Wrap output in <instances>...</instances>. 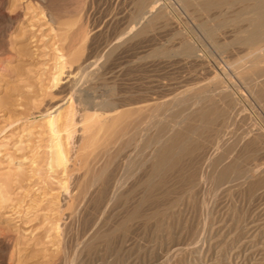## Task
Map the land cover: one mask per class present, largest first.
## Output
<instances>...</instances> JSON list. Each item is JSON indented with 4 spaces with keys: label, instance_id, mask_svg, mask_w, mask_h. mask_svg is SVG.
<instances>
[{
    "label": "rangeland",
    "instance_id": "1",
    "mask_svg": "<svg viewBox=\"0 0 264 264\" xmlns=\"http://www.w3.org/2000/svg\"><path fill=\"white\" fill-rule=\"evenodd\" d=\"M22 1L24 2L22 3ZM30 1L31 3L29 4L32 6V9H30L29 11L24 10L22 6L24 5L26 6L27 3ZM30 1L29 0L28 1L27 0H21V1L20 0H11V1L10 0H0V3H1L0 4V8H1L0 9L1 10L0 11V38L3 37L2 39H0V67H1L0 69V104H1L0 105V125H1L0 126L1 127L0 128V175L1 174L3 175V173L8 170L10 171L11 175L13 172V175L11 178L12 184L10 183V187L8 188L9 190L7 189L4 192L5 198L2 196L1 191H0V199H1L0 200V214H3V216L0 215V228L2 227L0 230V235H1L0 243L2 242L0 245V258H1L0 264H4V263L5 264H55V263L56 264H264V191H263L264 186L259 187V183L256 184L257 180L258 182L264 180V174L262 175L260 179H256V180L255 179L251 180L250 178L246 179L247 177H244L246 174L245 170H248L249 168H253L255 165H258L260 163H264V155H263L264 154V148H263L264 147L263 145L264 144V140H263L264 139V107H263L264 106V86H263L264 76H261L259 74L260 71H262L260 70L261 68L259 67L258 68L253 67V69L249 73L244 75L245 77L243 75L238 74V70L241 69V68H238L240 66V63H238V59L244 56V54L247 51V46L244 44L245 35L239 33V29L243 27L244 25H247L245 24L247 23V21L244 20L240 22L239 24H237V26L228 27L226 29H223L222 31H220L221 26H219L221 24V21H223V19L225 18L227 19L231 15V12L233 13L239 12L241 10V6H237L233 9H228V10L227 8H212L211 7L208 10L207 4L208 3L212 4L215 0L214 1L213 0L211 1L210 0H152V1L148 0L147 3H145L146 0H78V1L77 0L76 1L66 0V2L65 0H56V3L55 2L53 3V0H50V1L49 0H41V1L30 0ZM139 1H140V4H139ZM17 2H19L20 4ZM75 2H76V5L74 4ZM68 3L71 5H75L76 8L74 6L69 5ZM49 4L51 5V7H49ZM17 5L19 6V8L17 7ZM35 5L36 6L38 5V7H36ZM67 5H69V8ZM71 7H74V9L78 13ZM80 7L82 9H80ZM138 7H140V9ZM143 7H147V8L154 7L153 16L147 14L146 16L142 18L141 9H143ZM77 8L79 9L77 10ZM34 10H37V12ZM83 10L84 12H82ZM53 11H55L56 13ZM60 11H63V12L60 13ZM2 12L5 14H3ZM75 13H76V16H75ZM38 14L39 15L43 14L41 18L40 16L38 18L40 19L39 21H41L40 23L39 21H37L38 19H36L38 17L37 16ZM67 14L68 16H66ZM15 15L17 17H15ZM22 16L24 18L26 17L27 18L24 19ZM60 16H62V18ZM54 17L61 18L60 21L62 20L63 21V22L61 21L62 23H64L65 21L66 24H68L71 21L69 23L70 25H68L69 34H73L77 30L79 31L81 30V33H82L81 37L75 41V43L73 44V47L71 48L72 50H70L69 53L65 49V43L58 40L59 39L58 36L60 35V32L58 30L59 24L57 23V20H55ZM217 17H220V18H217ZM11 18L13 20H11ZM45 18H46V21L44 20ZM48 19L50 21H48ZM216 21L217 23L218 22L219 23L217 24ZM31 22L34 24H37L34 29H30L31 28V27L29 28L30 25H27ZM20 23L22 24L20 25ZM45 24L47 26H45ZM77 24L79 25L82 24V26L84 25L85 27L80 26L82 27L81 29L79 25ZM213 24L215 27L213 26ZM24 26L26 27L24 28ZM77 27H79V29ZM18 28H20L22 32H20V29ZM28 28H29L30 34L27 32ZM55 28H57V31ZM48 29L50 30L52 29L53 31L51 30L52 31L51 32ZM262 29H263L262 27H258L256 29V32H259ZM41 31H42V34H41ZM45 31L47 32L48 35L45 34L44 36V33H46ZM20 33L22 34L20 35ZM51 33L53 34L56 33L54 35L55 36L57 35V37H55ZM86 33H87V36L86 38H84ZM222 33L224 34L222 35ZM18 35L20 36L19 39L17 37ZM33 35L34 36L36 35L35 38ZM90 38L91 40H89L90 41L89 43L88 39ZM38 39H41V40H38ZM50 43H53L54 45L58 44V47L56 45L54 46L53 44H52L53 46L52 47ZM83 45H85L86 47L85 48L82 47ZM23 48H25V50ZM41 48L42 50H40ZM56 49L59 51H56ZM60 50H63L62 52L64 54L67 52L68 55H72L71 65L75 69L72 66H70V64L66 63L63 69L64 71V76H62L63 80L61 82L62 84L64 83L63 84L64 86L66 85L67 89L65 88L64 90L63 89L64 86L60 82L58 86H60V88L63 87L62 90L58 86L51 87L49 90L51 91L49 93L52 94L53 100L55 101L50 100L51 98V97L49 98L50 94L48 97L45 98L46 100H44L43 96H41L40 94L43 95L44 93L42 92L44 90H47V88L51 86V83L49 84V81H50L49 79H50L51 73H53V68L56 66V63H57L56 57L60 53ZM76 52H78L77 55L74 54ZM87 56L91 58L92 60H90ZM50 57L52 59H55V62L54 60L52 61ZM83 58L88 59L85 65L87 66L86 71L88 73V76H87L88 79L86 78V79L81 80L80 77L82 75L83 68L82 69L76 68V64L77 62L80 63L79 61H81ZM72 63H75V64H72ZM94 63H96L97 65ZM38 66H41V67H38ZM50 66H51V69L49 68ZM15 67L17 69H15ZM89 68H91L90 71H89ZM34 70L36 71V73ZM70 72L71 74L68 75ZM27 73H28V76L26 75ZM32 73L35 75H33ZM42 75L45 77H42ZM47 75L48 76L50 75V76L47 77ZM42 78L43 79L45 78V79L43 80ZM33 80H34V84H33L34 87L33 85H31L33 83ZM39 80L42 82L41 83L38 82ZM216 82L221 83L222 87L220 89L213 88ZM42 83L44 86H41ZM46 83L48 84V86L46 85ZM46 86L47 88H45ZM78 87H79V90H78ZM203 87H204V90L206 87V91L203 90ZM35 88L37 91L35 90ZM24 89H26L27 91ZM33 91H36L35 96H34ZM61 91H64L63 92L64 95L67 94L68 91L70 93L68 92L69 94H67V96L65 95L66 97L63 96V98H65L63 99L61 98L62 97L61 94H63L61 93ZM72 92L73 94L71 95ZM54 93H56V96ZM76 93H79V94H76ZM73 96L75 97V99L72 98ZM55 97H57L58 100ZM70 98L74 100L72 106L75 107V109L73 110H72L73 107L69 108V106L71 105ZM81 98L85 102L83 101L81 102ZM62 99L65 100L64 101L65 104L63 107L64 109H62V111L66 109H70L72 111L71 112V111L66 110V112L63 111L62 114L65 116L64 113H66L67 118L69 117L68 113L69 115H71V113L74 114L73 119L75 122L71 125V127L70 126L69 127L71 128V130L75 132H74L73 138H69L68 140L65 134H64L65 136L63 135L62 137V140H65L66 138V141H62V142L65 143L64 146L66 145L65 147L68 151V155H69L68 156L69 157L68 166L69 167H67L66 171H62V168L60 167L58 168L53 165L54 168L58 170L56 172V169H53V166L52 167L49 166L51 162V158H49L50 157V150H49L50 145H48L50 144V140H49L50 136L49 134H46L47 129L45 128L46 129L45 130L43 127H41L42 126L40 124L41 121L35 120L33 122L31 118H29L28 111L32 110L34 113L43 112L49 107L47 103L49 102L55 103ZM33 100H36L37 102L40 100L39 103L41 104L42 102L43 105H40V104L38 105L35 101H34L35 103L33 102L32 104ZM66 100L68 101L66 102ZM225 100H227V102ZM28 102H30L32 105L28 104ZM147 102H154L157 107V113L152 120H149V119L144 120L145 119L144 118L142 119L143 121H141V119H137L139 117L137 116V114L135 113L132 114L131 112L130 113L128 112L126 114L128 115L130 114L129 115L130 118L128 115H126L124 119L125 122H123L122 125L125 124L126 127H128L129 129H126L125 125L122 127V125L119 124V126H116V129L118 130L117 132H115L116 130L113 132L112 131L113 129L111 130L112 133L109 132L110 130L108 131L110 134L107 131H105L108 133L107 135H109L110 140L107 139L108 137L107 135H104V132L103 134H101V139L102 138L104 139V141L101 140V143L105 142L106 139L107 141H110L109 144L107 141H106L107 143H105L106 147L107 145H109L108 147L109 150L105 151L106 148L103 147L104 149L103 151H101L102 149L99 148V150L101 149L100 152L99 150L97 151L99 154H97V152L94 151L89 155L88 157L89 159L87 158L88 155L86 153H83L80 150L81 149L80 147L83 146L84 141H85V140L82 141V138L84 137L85 139L84 135L87 134V132L84 134V130L82 129L83 127H81L83 126V120L81 121L82 124L80 122V119H83L82 115L84 113L88 112V114H92L93 112H95L93 114L96 116V113L100 112L101 113L100 118L102 120L104 119L102 118L104 114H109V113L111 114L113 112L120 111V109L122 110L125 108H130V107L132 108L135 105L144 104ZM228 102L230 104H227ZM27 105L31 106L32 109H30V107H28ZM45 106H48V107L43 108ZM17 107H20L21 109L23 107V109L21 110ZM37 107H39V109ZM224 107H226V109H224ZM25 109H26L27 114L25 113ZM206 109H214L215 111H220V112L227 111L228 112L229 117L231 119L230 120L231 123L228 124L230 125L228 128L227 126L223 127L225 130L224 132L228 131V129L230 128L228 131L229 133L227 132L228 135L226 136V138L228 137L227 138L228 142L226 143L227 144L229 143L228 145L234 146L236 151L233 148L234 150H231V151L222 150L221 152L218 150H213L214 149L212 147L213 145L211 143H208L207 141H204L202 143V137L199 131H202L204 124L201 122L202 119L200 120L199 116ZM128 110L130 109H126V111ZM32 111L30 113H33ZM98 113L97 115L99 116L100 113L99 114ZM160 113H162L163 115ZM165 113L168 115H166ZM23 114L25 115L23 116ZM231 114L234 115V117L233 116L231 117ZM244 114L247 116H245ZM63 115H62L63 119L61 120V125L64 123V126L66 125L65 127H67V124L65 123L67 118L64 119ZM77 115H79L80 117ZM238 115L240 117H238ZM25 116H27L29 119ZM159 116H164V117L160 118ZM181 116L182 118H180L181 119L180 120L179 117ZM131 117L134 118V120L136 119L134 123H133L134 120L132 121ZM126 118L128 119L127 122H126ZM244 118L246 119V122ZM78 119H79V122H78ZM137 120L138 121L140 120L141 122L140 121L139 122L141 124H139V122L136 123ZM147 120L149 121L147 122ZM27 122H29L30 124ZM143 122L148 123V125L146 124L144 125ZM149 123L153 127L152 128L150 126L151 129H153V130L149 129L150 132L148 130V128H150ZM177 123L178 125H176ZM133 124H134V127H133ZM137 124L141 126H136ZM152 124H155V125L153 126ZM221 124L225 125L220 120V121H216L215 123L209 124L210 125L209 127L210 129L217 130L219 129L217 125L221 126ZM32 125L33 126L35 125L34 127L36 130L32 127ZM73 125H78L76 126L78 129L80 125L81 128L78 130ZM72 126L75 127V129ZM142 126H143V129H142ZM213 126H215L216 128ZM246 126L247 128H249L248 130L251 129L250 130L252 131L251 136L250 134H248V136L247 135L245 136ZM257 126L258 127L260 126L259 127L260 129ZM39 127L43 129L42 130L43 133L41 132V129H39ZM136 127L137 129L139 128L142 129V131L144 130V127H145L148 133L146 130L143 131L144 133L146 131L145 133L146 135L141 130H140L141 133L137 129L133 130ZM232 127L234 131L231 129ZM32 128L34 130H32ZM185 128L187 131L185 130ZM240 128L242 129L240 130ZM64 129L63 131L65 132ZM81 129H82V132H81ZM256 129H259L260 132L257 131ZM24 130H27L28 132L31 131L32 133H30V135L26 134L27 132L25 131L26 132L25 133ZM123 130L125 131L123 132ZM136 130L138 131V133L136 132ZM131 131H135V132L133 133ZM190 131H192V135ZM193 131L195 135L193 134ZM261 131L263 132V134H261L262 133ZM254 132L255 133L259 132V133L252 134ZM80 133H83L81 134V136L83 135L82 137L80 135L78 136V134ZM124 133H128L129 136L132 135V138H130L131 136L129 137L127 136V134L125 135ZM32 134L33 136H31ZM112 134H115V135L111 136L112 138H110V135ZM19 135H20V138L23 136L22 138L23 141H20V142L23 144H25L24 142H26V145H25L26 147H24L23 144L19 142V140H22L19 138ZM43 135H46V136L44 137ZM160 135L162 136L161 138H160ZM174 135L175 137L181 136L182 138H184L185 142L186 143L189 142V144L190 143L192 144L194 141H197L194 143L200 144L201 149L199 148L196 150V152L194 151V153L193 152L190 153L192 156V159L189 153H188L189 156L187 154L180 155V156H177L180 160H178L179 162H177L176 165L175 164L172 165V162H171L168 166L167 163L170 159L169 155L171 152L166 151V149H167V146H170V144L175 140ZM240 135L242 138L240 137ZM41 136L45 139V141L49 140L48 141L49 143L47 141L45 142ZM104 136H106L107 138H104ZM135 136H137V138ZM155 136L156 137L159 136L157 138L160 141ZM197 136L198 137L200 136L201 139L198 138ZM254 137L259 139V140H256L257 145L250 144V139L252 141V138ZM129 138L131 140H129ZM246 138L247 139L249 138V139L247 140ZM260 138H262V140ZM124 139H127V140H124ZM147 139L149 140V142H147L148 141ZM240 139H241V142L239 141ZM243 139L246 141V143L244 142ZM170 140H173V141H171L170 143ZM242 140L244 143L242 142ZM235 141H236V146H235ZM44 142L46 144H44ZM71 143L76 148L79 145L78 149L79 148L80 149L79 150L77 149L76 151V148L72 147ZM201 143L206 145V147L204 145L201 146ZM29 144H30V147H29ZM244 144H247V145H244ZM138 145H140L141 147ZM153 145L155 146L153 147ZM258 145H260L259 146L260 148L258 147L259 149L257 148ZM17 146H19V148L20 146H23L22 148L24 149V152L22 148L18 149ZM44 146L47 147L46 150L48 149V153L44 149L45 148ZM178 146L184 147L182 143H180V145ZM142 147L143 149H141ZM12 149H15L14 152ZM37 149L39 152L37 151ZM136 149H137V152H136ZM145 149H146V152L144 151ZM202 149H204L205 153L204 151H202ZM83 150L84 152L87 151L85 149ZM207 150H210L211 153H209V151L207 152ZM253 150L254 152H252ZM257 150L261 152L260 153L255 152ZM19 151L22 153H20ZM4 152H8V153L6 154ZM41 152L44 154L47 153L45 154L47 156L43 154L41 155ZM76 152H79V155ZM95 152L96 154H94ZM105 152L106 154H104ZM246 152H249V154H247ZM70 154H71V157H70ZM75 154H77L78 157L80 156V158H82L81 157L82 155H85V156L87 155L85 159L87 158L86 160L88 161L85 162L84 160H82V162L84 161V163L87 164L92 160L91 161L92 163H89L90 166L88 164L85 166L84 164L85 167H82V165L80 167L79 162H81V160L80 158H78L80 161L77 160V155L75 156ZM258 154H260L261 157ZM7 155L9 159L7 158ZM199 155L202 157L200 158ZM232 155L235 157V159L234 157H232ZM256 155L259 157H257ZM74 156L76 158H73ZM105 156L107 158H110V166L106 168L105 166L109 165L108 163L109 161L107 162L108 159ZM126 156H127V159H126ZM193 156L195 158H193ZM99 157L101 158V160ZM182 157L184 158V160H182L183 159ZM197 157H199V159ZM237 157L238 159H236ZM25 158H28V159H25ZM43 158H45V160L47 161H45ZM92 158H94L95 161ZM102 158L104 160H102ZM219 158L223 159L222 167L224 168L216 167L217 165L213 164L214 163L213 160L216 161ZM239 158H241L240 163H239ZM13 159H15L16 161H14ZM37 159H39L38 160L39 162L37 161ZM157 159L161 163L156 161ZM243 159H245V161H242ZM259 159L263 162H261ZM24 160H27V161H24ZM96 160L100 162L98 163V161ZM192 160H195L196 163L195 161L194 163H192L193 162ZM224 160L225 161L227 160V161L225 162ZM228 160H231V161H228ZM70 161H72V163ZM189 161L191 162V164L188 163ZM200 161L202 164L200 163ZM41 162L43 164H40ZM45 162H47L49 165ZM152 162L153 163L156 162L155 164L159 163V166L156 168V171L158 172L154 171L155 174L154 173L151 174L152 172L151 169L153 165ZM224 162L226 163V165ZM231 162L233 163L231 164ZM241 162H243L244 165L246 164L245 165L246 167H243V164L240 165ZM7 163H9L8 167H7ZM91 164L93 165L96 164V166H93V165L91 166ZM17 165L19 166V168L22 167L21 169L23 170V173H24L22 177L24 178L22 177L20 178L18 176L16 177V174H17L16 168L18 167ZM26 165L27 167L29 166L27 169L25 167ZM46 165H48L49 167ZM161 165H162V168H160ZM213 165H215L216 168ZM233 165H237L236 169L239 168L238 169L239 171L236 169H233L234 170L233 172L230 171L232 169L229 170L231 173H233L232 175L235 177L233 180L231 179L232 175L230 174H228L229 176L227 175V173H230L229 171L224 173L225 180L221 181L222 183L220 185L217 182H215L214 179L208 177V175L213 173L214 170H217L218 168L223 170L225 169V166L232 167ZM101 166H104V168ZM166 166H167V169H166ZM207 166L209 167V169ZM241 166L243 167L242 171H240V168H242ZM40 167L44 169L43 170L44 174ZM89 167H91L92 173L96 171L93 174L97 175L98 178L100 177L99 179L97 177H94V175L90 173L91 172L90 170L89 175H92L94 177L91 180L92 176L88 175V170H87V169H90ZM92 167L94 168L96 167V169L97 167H99L101 168L103 172L101 173V170L99 168L98 169L100 171L99 170L97 171L96 169H93ZM129 167L131 168L129 169ZM172 167L174 168V170H176L177 173H175ZM193 167H195L194 170L197 171V173L195 171H194L195 173H193ZM84 168L85 169L87 168V169L85 170ZM28 169H29V172L27 171ZM35 169L37 171H35ZM103 169H105V171ZM168 169L170 172L172 171L171 174L169 173ZM180 169L182 170V172L184 170V172L185 173L187 172V173L182 174ZM1 170L3 173L1 172ZM46 170L49 171L48 174ZM70 170H72V173ZM84 170L86 171L88 177L85 174ZM59 171L62 173L64 172V173L60 174ZM125 171L127 173H125ZM163 171H167V172H163ZM173 171L175 173V176L177 175L176 176L177 178L173 177L172 175L174 174ZM199 171H200V176H198ZM25 172L27 173L25 174ZM98 172H100V174L102 175H100ZM189 172H191V175L189 174ZM234 172L239 175V178L241 177L242 178L241 179L237 178L236 176L238 175L234 174ZM83 173L85 174V176L83 175ZM31 174L35 175V176L33 175L35 179H33ZM162 174L163 176L165 174V176L163 177L164 179L161 177ZM187 174L189 175V177H187L188 176ZM178 175L180 176L182 180L178 178L179 177ZM183 175H185V177ZM171 176L174 180L171 178ZM29 177H30L29 179L30 181L27 180ZM117 177H119V179L122 178V181L126 178L123 181L124 183L126 182L125 183L126 185L122 186L124 185V183L121 180H119ZM165 177H167V179ZM168 177L171 179H168ZM186 177H187L186 180H188L187 182H190L193 179L190 177H194V179L192 180L195 182L194 184L195 185L197 184L196 186H198V184L200 183V185L198 187H196L195 185L191 186L190 184L185 182L186 180L184 178ZM13 178L15 179L14 180L15 184H13ZM31 178L33 180H31ZM53 178H55L56 180L58 179V180L56 181ZM87 178H89L90 180ZM96 178L99 181L98 183L99 187L97 186V183L95 182L97 181ZM110 179L112 181H110ZM161 179H162V182L163 181L165 182V184L162 186H161L162 182H160ZM198 179L200 180L198 181ZM210 179L211 181L212 180L213 181L211 182ZM115 180L116 181L119 180L118 182H121V184L122 183L123 184L121 185ZM139 180L141 182H139ZM234 180L237 181V183H235ZM90 181L92 182V185L90 184L91 183ZM108 181H110V183ZM240 181L244 183L242 182L240 183ZM251 181H253L252 184H251ZM93 182H95L94 184L96 186L93 184ZM166 182L167 184H170L171 186H174V187L172 188L170 185H167ZM233 182L235 183V185ZM107 183L110 186H107L108 185ZM112 183H115V184L118 183V184L115 185ZM179 183H181V185H179ZM253 183L255 184L256 187L254 189H250ZM119 184L121 185L120 187L117 188L119 191L116 190V188L113 189V187H117V185L119 186ZM158 184L160 185L158 186ZM12 185H15V186L13 187ZM87 185H90V186H87ZM93 185L95 187H93ZM100 185H102V187H100ZM150 185H153L154 188ZM166 185L172 188V189L169 188L172 192H170V190L167 191L168 187H166ZM175 185H177L178 189H180V193H179V190H177V187ZM247 185L250 187H248ZM81 186H83V188H80L78 190L75 188V187L79 188ZM89 187L92 188V189L90 188L92 191L93 189L96 188L94 194L91 193L92 191L89 189ZM158 187H161V188L159 189ZM163 187L165 189H162ZM100 188H103L104 190ZM121 188L122 189L124 188V189L121 190ZM132 188L133 189L135 188V190L136 189L137 190L133 191ZM189 188H191L192 190L191 189L189 190ZM260 188H261V191H260ZM85 189L87 190L86 192H85ZM151 189L153 190L155 189V191L153 190L151 191ZM161 189H162V192H161ZM83 190L85 193L84 192L81 193ZM106 190L107 191L115 190L118 193L112 192L114 194L112 195L111 192L110 194L108 192L107 194ZM125 190L126 191L130 190L131 192L130 191L128 192L130 193L131 196ZM123 191H124V194L127 193L125 194L127 196L125 197L122 196L124 195ZM184 191H185V196H184ZM189 191H190V194H189ZM192 191H196V192L192 193ZM87 192L88 193L90 192V193L86 194ZM151 192L154 193L155 196L151 197L153 195ZM181 192L184 198L182 196H179L181 195ZM169 193L170 194L172 193L173 195L175 194L176 197L175 195L173 196L172 194L170 195ZM77 194H80V195H77ZM115 194L119 196L117 197V195ZM159 194H162V195H159ZM108 195H109V198L106 197ZM110 195H112L113 197ZM144 196H146L145 198H147L145 201H143L145 199ZM158 196L159 197L162 196V197L158 198ZM195 196H197V198ZM51 197L52 198L54 197L53 199L55 200H53ZM122 197L124 198L122 199ZM99 198L101 200L103 198V201L106 200L105 203L99 200ZM127 198L128 199L130 198V199L128 200ZM141 198L142 199L144 198L142 202H140ZM72 199H75V200H72ZM113 200H115L116 202ZM138 201L140 202V204L138 203ZM165 201L167 203H170V208L168 204H167L168 206L165 205L164 203ZM177 201L178 202L180 201V202L178 203ZM73 202H75L74 205L72 204L74 207H72L71 205V203ZM174 202L177 204H175ZM50 203H52L53 205ZM99 203L100 204L102 203L101 206L103 205L101 209H100L101 206L99 205ZM141 203H143L144 205H142ZM4 205H7L6 207L9 208L10 210L7 209ZM135 205L139 209L141 208L140 211L138 208H135L136 207ZM139 205H141V207H139ZM3 209L4 210L6 209V210L4 211ZM135 209H137L139 212L136 211ZM12 210L13 211L15 210V211L13 212ZM133 211L134 213H132ZM6 214L9 216L5 217ZM50 220L52 222H50ZM48 221L50 222V224ZM60 225H62V228ZM38 226H40V229ZM49 228H51L52 230L51 229L49 230ZM58 233L59 235H57ZM63 234L65 235L63 236ZM11 241L13 242L11 243ZM174 249H177V251L174 252Z\"/></svg>",
    "mask_w": 264,
    "mask_h": 264
},
{
    "label": "bare ground",
    "instance_id": "2",
    "mask_svg": "<svg viewBox=\"0 0 264 264\" xmlns=\"http://www.w3.org/2000/svg\"><path fill=\"white\" fill-rule=\"evenodd\" d=\"M11 1V0H10ZM21 1V0H20ZM28 1V0H27ZM30 1V0H29ZM33 1V0H32ZM39 1H41V0H39ZM50 1V0H49ZM76 1V0H75ZM78 1V0H77ZM150 1H152V0H150ZM211 1V0H210ZM214 1V0H213ZM24 1H22V3H23ZM56 3V0H53V3ZM65 2H66V0H65ZM70 2V1H69ZM143 2H145V1H143ZM148 2V0H146V2L145 3H147ZM190 2V1H189ZM197 2V1H196ZM208 2V1H207ZM16 3V2H15ZM17 3H19V2H17ZM26 3V2H25ZM29 3H31V1L30 2H28L27 3V5L25 6H22L23 8H24V10H26V11H29L30 9H32V6L29 4ZM35 3V2H34ZM71 3V2H70ZM73 3V2H72ZM79 3V2H78ZM1 4V3H0ZM4 4V3H3ZM20 4V3H19ZM18 4V5H19ZM69 4V3H68ZM75 5H76V2L74 3ZM139 4H140V1H139ZM11 5V4H10ZM15 5V4H14ZM17 5V7L19 8V6ZM22 5V4H21ZM54 5V4H53ZM69 5H71V4H69ZM69 5H67L68 6V8H69ZM75 5H71V6H74L75 8H76V6ZM78 5V4H77ZM149 5V4H148ZM16 6V5H15ZM36 6V5H35ZM64 6V5H63ZM66 6V5H65ZM143 6H144V4H143ZM237 6H241V10L239 11V12H236V13H233V12H231V15L230 14H228V15H230L227 19L225 18V19H223V21H221V24L219 25V26H221V30L220 31H222L223 29H226V28H228V27H235V26H237V24H239L240 22H242V21H247V23H245V24H247V25H241V26H243V27H241L240 29H239V33H241V34H243V35H245V40H244V44L247 46V51H246V53L244 54V56H242V57H240L239 59H238V63H240V66L238 67V68H241V69H239L238 70V74L239 75H246L247 73H249L252 69H253V67H256V68H261L260 70H262V71H260V75L261 76H264V0H215L212 4H207V9L209 10V8H227V10L228 9H233V8H235V7H237ZM36 7H38V5L36 6ZM46 7V6H45ZM47 7H48V5H47ZM49 7H51V5L49 4ZM74 7H71V8H73L74 9ZM84 7V6H83ZM139 9H140V7H138ZM199 8H200V6H199ZM1 9V8H0ZM10 9V8H9ZM12 9V8H11ZM34 9V8H33ZM50 9H52V8H50ZM49 9V10H50ZM72 9V10H73ZM79 8H77V10H78ZM80 9H82L81 7H80ZM110 9V8H109ZM156 9V8H155ZM163 9V8H162ZM75 10V9H74ZM85 10V9H84ZM84 10L82 11V12H84ZM142 10V13H141V16H142V18L144 17V16H146L147 14L148 15H151V16H153V14H154V7H151V8H147V7H143V9H141ZM211 10V9H210ZM222 10V9H221ZM225 10V9H224ZM236 10V9H235ZM1 11V10H0ZM14 11H15V9H14ZM34 11H36L37 12V10H34ZM51 11V10H50ZM76 11V10H75ZM74 11V12H75ZM79 11H81V10H79ZM4 12H6V11H4ZM24 12V11H23ZM35 12V13H36ZM53 12H55V11H53ZM61 12H63V11H60V13ZM77 12V11H76ZM223 12H225V11H223ZM228 12V11H227ZM3 13V12H2ZM10 13H11V11H10ZM40 13V12H39ZM43 13V12H42ZM56 13V12H55ZM78 13V12H77ZM229 13V12H228ZM3 14H5V13H3ZM14 14V13H13ZM21 14H22V12H21ZM24 14V13H23ZM27 14H28V12H27ZM34 14V13H33ZM47 14V13H46ZM63 14V13H62ZM64 14H65V12H64ZM42 15L43 14H41V15H37L38 17L36 18V19H38L39 18V16H40V18L42 17ZM49 15V14H48ZM48 15H46V16H48ZM82 15V14H81ZM120 15V14H119ZM20 16V15H19ZM50 16V15H49ZM66 16H68V14L66 15ZM75 16H76V13H75ZM79 16V15H78ZM135 16V15H134ZM163 16V15H162ZM213 16V15H212ZM217 16V15H216ZM15 17H17L16 15H15ZM14 17V18H15ZM23 17V16H22ZM24 17H25V15H24ZM23 17V18H24ZM31 17V16H30ZM43 17H45V16H43ZM55 17H56V15H55ZM54 17V18H55ZM61 18H62V16H60ZM27 18V17H26ZM26 18H24V19H26ZM58 18V19H57ZM57 18H55V20H57V23L59 24V27H58V30H59V32H60V35L58 36L59 37V39L58 40H60L61 42H64L65 43V49L68 51V53L70 52V50H72L71 48L73 47V44L75 43V41L78 39V38H80L81 37V30L79 31V30H77V31H79V32H74L73 34H69L68 32H69V26L68 25H70L69 23L71 22H69L68 24H66L65 23V21H64V23H62L61 21H60V19L61 18H59V17H57ZM147 18V17H146ZM145 18V19H146ZM158 18V17H157ZM217 18H220V17H217ZM8 19V18H7ZM49 19H50V17H49ZM48 19V21H50ZM77 19H79V18H77ZM141 19V18H140ZM144 19V20H145ZM11 20H13L12 18H11ZM10 20V21H11ZM29 20V19H28ZM40 19H38L37 21H39ZM45 21H46V18L44 19ZM51 20H52V18H51ZM63 20H64V18H63ZM67 20V19H66ZM142 20V19H141ZM152 20V19H151ZM33 21V20H32ZM44 21V22H45ZM69 21V20H68ZM77 21V20H76ZM218 21V20H217ZM217 21H216V23H217ZM219 21H220V19H219ZM17 22V21H16ZM24 22V21H23ZM30 22V21H29ZM41 21H39V23H40ZM80 22V21H79ZM138 22V21H137ZM144 22H146V21H144ZM199 22V21H198ZM209 22V21H208ZM28 23V22H27ZM26 23V24H27ZM39 23H38V25H39ZM46 23V22H45ZM50 23V22H49ZM52 23V22H51ZM106 23V22H105ZM215 23V22H214ZM219 23V22H218ZM217 23V24H218ZM7 24V23H6ZM11 24V23H10ZM22 23H20V25H21ZM25 24V25H26ZM43 24V23H42ZM48 24V23H47ZM72 24V23H71ZM141 24V23H140ZM147 24V23H146ZM145 24V25H146ZM205 24V23H204ZM208 24V23H207ZM20 25H19V27H20ZM27 25H30L29 26V28L30 29H34L35 27H36V25L37 24H34V23H29V24H27ZM51 25V24H50ZM77 25H79V24H77ZM134 25V24H133ZM4 26V25H3ZM43 26V25H42ZM45 26H47L46 24H45ZM55 26V25H54ZM80 26H82V24L81 25H79V27ZM84 26V25H83ZM82 26V27H83ZM213 26H214V24H213ZM245 26H246V28H245ZM22 27V26H21ZM26 26H24V28H25ZM79 27H77L78 29H79ZM82 27H80L81 29H82ZM85 27V26H84ZM215 27V26H214ZM258 27H262L263 29L261 30V31H259V32H256V29L258 28ZM29 28H28V30H27V32L29 33ZM41 28V27H40ZM43 28V27H42ZM53 28V27H52ZM117 28V27H116ZM219 28V27H218ZM15 29V28H14ZM18 29H20V28H18ZM38 29V28H37ZM56 29V31H57V28H55ZM114 29V28H113ZM144 29V28H143ZM9 30V29H8ZM16 30V29H15ZM26 30V29H25ZM48 30H50V29H48ZM52 30V29H51ZM50 30V31H51ZM127 30V29H126ZM32 31V30H31ZM36 31V30H35ZM53 31V30H52ZM51 31V32H52ZM86 31V30H85ZM238 31V30H237ZM10 32V31H9ZM9 32H7V33H9ZM18 32H19V30H18ZM20 32H22L21 31V29H20ZM37 32H38V30H37ZM40 32V31H39ZM46 32V31H45ZM82 32H83V30H82ZM88 32V31H87ZM93 32V31H92ZM216 32V31H215ZM5 33V32H4ZM26 33V32H25ZM27 33V34H28ZM33 33V32H32ZM232 33V32H231ZM22 33H20V35H21ZM26 34V35H27ZM30 34V33H29ZM28 34V35H29ZM41 34H42V31H41ZM45 34H47V32L46 33H44V36H45ZM51 34H53V33H51ZM54 34H56V33H54ZM53 34V35H54ZM224 33H222V35H223ZM4 35V34H3ZM26 35H24V36H26ZM48 35V34H47ZM209 35V34H208ZM214 35V34H213ZM233 35V34H232ZM2 36V35H1ZM23 36V35H22ZM34 36V35H33ZM32 36V37H33ZM36 36V35H35ZM35 36H34V38H35ZM38 36V35H37ZM55 36V35H54ZM86 36H87V33H86V35H85V37H84V35H83V37L84 38H86ZM128 36V35H127ZM18 37V39H19V35L17 36ZM52 37V36H51ZM55 37H57V35L55 36ZM109 37V36H108ZM107 37V38H108ZM189 37V36H188ZM244 37V36H243ZM3 38V37H2ZM2 38H0V39H2ZM13 38V37H12ZM22 38V37H21ZM46 38V37H45ZM115 38H117V37H115ZM217 38V37H216ZM36 39H37V37H36ZM49 39V38H48ZM189 39V38H188ZM244 39V38H243ZM242 39V40H243ZM16 40V39H15ZM30 40V39H29ZM31 40H32V38H31ZM38 40H41V39H38ZM51 40V39H50ZM49 40V41H50ZM89 40H91V38L90 39H88V41ZM224 40V39H223ZM45 41V40H44ZM29 42V41H28ZM37 42V41H36ZM43 42V41H42ZM46 42H47V40H46ZM86 42V41H85ZM39 43V42H38ZM41 43V42H40ZM57 43H59V42H57ZM88 43V42H87ZM89 43H90V41H89ZM51 44V46H52V44L53 43H50ZM50 44H49V46H50ZM85 44V43H84ZM42 45V44H41ZM47 45H48V43H47ZM54 45V44H53ZM56 45V44H55ZM54 45V46H55ZM61 45V44H60ZM221 45V44H220ZM241 45V44H240ZM37 46V45H36ZM39 46V45H38ZM46 46V45H45ZM57 47H58V44L56 45ZM78 46V45H77ZM40 47V46H39ZM42 47V46H41ZM53 47V46H52ZM56 47V48H57ZM82 47H86L85 45H83ZM91 47V46H90ZM48 48V47H47ZM76 48V47H75ZM83 48V49H84ZM116 48V47H115ZM188 48V47H187ZM186 48V49H187ZM198 48V47H197ZM242 48V47H241ZM24 50H25V48H23ZM31 49V48H30ZM53 49V48H52ZM59 49V48H58ZM92 49V48H91ZM40 50H42V48L40 49ZM64 50V49H63ZM63 50H60V53L57 55V57H56V61H57V63H56V66L53 68V73H51V76H50V81H49V84L51 83V86H49L48 88H47V86H48V84L46 83V87L45 88H47V90H44L42 93H44L43 95L42 94H40L41 96H43V99L44 100H46L45 98L46 97H48L49 96V92H51V91H49L50 90V88L51 87H55V86H58L59 84H60V82L63 80V77L62 76H64V71H63V69H64V67H65V65H66V63H68V64H70V66H72L71 65V60H72V55H68V53L66 52L65 54L62 52ZM27 51V50H26ZM56 51H59V50H57L56 49ZM55 51V52H56ZM78 51V50H77ZM188 51V50H187ZM51 52H53V51H51ZM54 52V53H55ZM37 53V52H36ZM77 53L78 52H76V53H74V54H76L77 55ZM83 53H84V51H83ZM189 53V52H188ZM24 54V53H23ZM39 54V53H38ZM44 54V53H43ZM42 54V55H43ZM49 54V53H48ZM224 54H225V52H224ZM29 55V54H28ZM33 55V54H32ZM37 55V54H36ZM84 55V54H83ZM87 55V54H86ZM105 55V54H104ZM41 56V55H40ZM49 56V55H48ZM48 56H47V58H48ZM51 56V55H50ZM54 56H56V55H54ZM18 57V56H17ZM45 57V56H44ZM43 57V58H44ZM84 57H86V56H84ZM88 57V56H87ZM30 58V57H29ZM41 58V57H40ZM51 58V57H50ZM77 58V57H76ZM89 58V57H88ZM136 58V57H135ZM224 58V57H223ZM227 58V57H226ZM39 59V58H38ZM42 59V58H41ZM52 59V58H51ZM78 59V58H77ZM90 60H92L91 58H89ZM233 59H234V57H233ZM54 60V62H55V59H52V61ZM100 60V59H99ZM202 60H203V58H202ZM87 61H88V59H85V58H83L81 61H79L80 63H78L77 62V64H78V66H77V64H76V68H78V69H82V75H81V80L82 79H86L87 78V76H88V73H87V71H86V68H87V66H85L86 65V63H87ZM51 62V61H50ZM95 62V61H94ZM98 63V62H97ZM29 64V63H28ZM53 64V63H52ZM51 64V65H52ZM72 64H75V63H72ZM94 64H96V63H94ZM202 64V63H201ZM237 64V63H236ZM24 65V64H23ZM97 65V64H96ZM205 65H207V64H205ZM25 66V65H24ZM29 66V65H28ZM19 67V66H18ZM38 67H41V66H38ZM73 67V66H72ZM71 67V68H72ZM89 67V66H88ZM228 67V66H227ZM4 68V67H3ZM30 68V67H29ZM44 68H45V66H44ZM50 69H51V66L49 67ZM74 68V67H73ZM94 68V67H93ZM207 68H208V66H207ZM217 68V67H216ZM0 69H1V67H0ZM15 69H17L16 67H15ZM38 69V68H37ZM46 69H48V68H46ZM75 69V68H74ZM90 69L91 68H89V71H90ZM3 70V69H2ZM1 70V71H2ZM18 70H20V69H18ZM39 70V69H38ZM66 70V69H65ZM204 70V69H203ZM35 71V70H34ZM49 71V70H48ZM47 71V72H48ZM72 71V70H71ZM216 71V70H215ZM17 72V71H16ZM40 72V71H39ZM44 72V71H43ZM46 72V73H47ZM50 72V71H49ZM52 72V71H51ZM73 72V71H72ZM2 73V72H1ZM35 73H36V71H35ZM38 73V72H37ZM66 73V72H65ZM81 73V72H80ZM30 74V73H29ZM33 74V73H32ZM49 74V73H48ZM71 74V72L68 74V75H70ZM222 74V73H221ZM20 75H22V74H20ZM27 76H28V73L26 74ZM31 75V74H30ZM33 75H35V74H33ZM45 75V74H44ZM219 75V74H218ZM228 75V74H227ZM236 75V74H235ZM32 76V75H31ZM46 76V75H45ZM45 76H43L42 75V77H45ZM48 75H47V77H49ZM22 77V76H21ZM38 77V76H37ZM208 77V76H207ZM236 77V76H235ZM245 77V76H244ZM17 78V77H16ZM26 78V77H25ZM66 78V77H65ZM79 78V79H80ZM220 78V77H219ZM263 78V77H262ZM23 79V78H22ZM43 79V78H42ZM45 79V78H44ZM43 79V80H44ZM88 79V78H87ZM222 79V78H221ZM26 80V79H25ZM36 80H37V78H36ZM35 80V81H36ZM48 80V79H47ZM46 80V81H47ZM71 80V79H70ZM219 80V79H218ZM244 80V79H243ZM16 81V80H15ZM23 81V80H22ZM32 81V80H31ZM66 81V80H65ZM220 81V80H219ZM18 82V81H17ZM24 82V81H23ZM22 82V83H23ZM38 82H42V81H38ZM83 82V81H82ZM206 82V81H205ZM221 82V81H220ZM25 83V82H24ZM27 83V82H26ZM29 83H30V81H29ZM39 83V84H40ZM44 83V82H43ZM43 83H42V85L41 86H44L43 85ZM109 83V82H108ZM34 84V80H33V83L31 84V85H33ZM37 84V83H36ZM61 84H62V82H61ZM64 84V83H63ZM62 84V85H63ZM102 84V83H101ZM111 84V83H110ZM8 85H9V83H8ZM18 85V84H17ZM61 85V86H62ZM255 85V84H254ZM29 86V85H28ZM28 86H26V87H28ZM35 86H37V85H35ZM40 86V87H41ZM64 86V85H63ZM73 86V85H72ZM102 86V85H101ZM207 86V85H206ZM211 86V85H210ZM264 86V85H263ZM20 87V86H19ZM32 87V86H31ZM33 87H34V85H33ZM59 88H60V86H58ZM75 87V86H74ZM222 86H221V83H219V82H216V84L214 85V87L213 88H221ZM256 87V86H255ZM63 88V87H62ZM62 88H60L61 90H62ZM65 88H66V85L64 86V90H65ZM76 88V87H75ZM74 88V89H75ZM92 88V87H91ZM250 88V87H249ZM28 89H30V88H28ZM42 89V88H41ZM59 89V90H60ZM67 89V88H66ZM88 89V88H87ZM253 89V88H252ZM257 89V88H256ZM255 89V90H256ZM24 90H26V89H24ZM34 90V89H33ZM35 90H36V88H35ZM52 90H53V88H52ZM77 90V89H76ZM78 90H79V87H78ZM203 90H204V87H203ZM27 91V90H26ZM30 91H32V90H30ZM37 91V90H36ZM36 91H33L34 92V96H35V93H36ZM81 91V90H80ZM204 91H206V87H205V90ZM33 92H31V93H33ZM54 92H55V90H54ZM57 92V91H56ZM64 91H61V93H63ZM67 92V91H66ZM65 92V93H66ZM69 92V91H68ZM67 92V94H69ZM76 92V91H75ZM86 92H87V90H86ZM115 92H116V90H115ZM213 92V91H212ZM82 93H84V92H82ZM210 93V92H209ZM38 94V93H37ZM55 94V96H56V93H54ZM67 94H65L66 96H67ZM73 94V92L71 93V95ZM76 94H79V93H76ZM205 94V93H204ZM237 94V93H236ZM64 95V93L63 94H61V98H63V96H65ZM209 95V94H208ZM29 96V95H28ZM33 96V95H32ZM32 96H30V97H32ZM37 96V95H36ZM65 96V97H66ZM69 96V95H68ZM231 96V95H230ZM29 97V98H30ZM52 99H51V98ZM71 97V96H70ZM23 98V97H22ZM40 98V97H39ZM49 98H50V100L52 101L53 100V97H52V94H50V96H49ZM56 99H57V97H55ZM68 98V97H67ZM72 98H74L75 99V97L73 96ZM72 98H70V100H71V105L69 106V108L70 107H73L72 105H73V99ZM219 98V97H218ZM37 99V98H36ZM60 99V98H59ZM63 99H65V98H63ZM60 100V101H58V102H49V103H47V105L49 106H45V107H43V108H47L48 107V109H44L45 111H43V112H37V113H34L32 110H30V111H28L29 113H28V115H29V118H31V120L34 122L35 120H37V121H41L40 122V124L42 125L41 127H43L44 129L46 128L47 129V132H46V134H49V136H50V144H48V145H50L49 146V150H50V157L49 158H51V162H50V165L47 163V162H45V163H47L50 167H52L53 165L54 166H56V167H60V168H62V171H66V169H67V167H69L68 166V162H69V155H68V151H67V149H66V145L64 146V144L65 143H63L62 141H66V138H65V140H62V137H63V135L65 134L66 135V137H67V140L69 139V138H73V136H74V132L75 131H73V130H71V125L75 122L74 121V119H73V116H74V114L73 113H71V115H69V113H68V118H67V114L66 113H64L65 114V116L62 114V112L63 111H65L66 112V110L67 111H71L70 109H66V110H63L62 111V109H64L63 107H64V104H65V100ZM123 99V98H122ZM224 99V98H223ZM237 99V98H236ZM58 100V99H57ZM118 100V99H117ZM145 100V99H144ZM16 101V100H15ZM36 102L38 105L40 104L39 103V101L37 102L36 100H33L32 101V104H33V102ZM53 101H55V100H53ZM68 100H66V102H67ZM83 100H82V98H81V102H82ZM109 101V100H108ZM121 101V100H120ZM226 102H227V100H225ZM34 102V103H35ZM70 102V101H69ZM68 102V103H69ZM83 102H85V101H83ZM116 102V101H115ZM123 102V101H122ZM230 102V101H229ZM227 103V104H230V103ZM236 102V101H235ZM262 102V101H261ZM105 103V102H104ZM237 103V102H236ZM20 104V103H19ZM28 104H30V105H32L30 102H28ZM160 104V103H159ZM226 104V103H225ZM1 105V104H0ZM40 105H43L42 104V102H41V104ZM104 105V104H103ZM175 105V104H174ZM223 105V104H222ZM22 106V105H21ZM28 107H30V109H32L31 108V106H29V105H27ZM26 106V107H27ZM75 106V105H74ZM158 106V105H157ZM201 106V105H200ZM234 106V105H233ZM238 106V105H237ZM85 107V106H84ZM84 107H83V109H84ZM228 107H230V106H228ZM239 107V106H238ZM264 107V106H263ZM17 108H19V109H21L20 107H17ZM25 108V107H24ZM38 109H39V107H37ZM68 108V107H67ZM77 108H78V106H77ZM108 108V107H107ZM110 108V107H109ZM237 108V107H236ZM22 109H23V107H22ZM21 109V110H22ZM36 109V108H35ZM52 109V110H51ZM73 109H75V107H73L72 108V110ZM114 109V108H113ZM120 109V108H119ZM126 109H130V110H128V111H126ZM159 109V108H158ZM221 109V108H220ZM224 109H226V107H224ZM229 109H231V108H229ZM239 109V108H238ZM262 109V108H261ZM43 110V109H42ZM78 110V109H77ZM82 110V109H81ZM162 110V109H161ZM240 110V109H239ZM238 110V111H239ZM33 112V113H30V112ZM41 111V110H40ZM79 111V110H78ZM126 111V112H125ZM193 111V110H192ZM24 112V111H23ZM23 112H21V113H23ZM72 112V111H71ZM76 112V111H75ZM135 113V114H137V116H139L137 119H141V121H143L142 119H144V120H146V119H149V120H152L153 118H154V116L156 115V113H157V107H156V104L154 103V102H147V103H144V104H139V105H135L134 107H130V108H125V109H120V111H116V112H113V113H109V114H104L103 115V117L102 118H104V119H102L101 120V113H100V115L98 116L97 115V113H96V116L93 114V113H95V112H93L92 114H88V112L87 113H84L82 116H83V119H80V122L83 120V126H81V127H83L82 129L84 130V134L87 132V134L86 135H84L85 136V139H84V137L82 138V141L83 140H85L84 141V144H83V146H81L79 149L83 152V153H86L87 155V158L89 157V155L92 153V152H94V151H98L99 150V148H101L100 150L101 151H103V149L104 148H106L105 149V151H107V150H109V145H107V147L105 146L106 144L105 143H107L108 142V144H109V142L110 141H107V139H109V135H107L109 132H111V130L114 132L115 130V132H117L118 130L116 129V126H119V124H121L122 125V123L123 122H125L124 121V119H125V117H126V115H128V114H126V113ZM196 112V111H195ZM20 113V114H21ZM25 113H26V109H25ZM77 113V112H76ZM81 113V112H80ZM98 113V114H99ZM169 113V112H168ZM173 113V112H172ZM201 113V112H200ZM232 113H233V111H232ZM240 113V112H239ZM253 113V112H252ZM27 114V113H26ZM159 114V113H158ZM157 114V115H158ZM160 114H162V113H160ZM166 114V113H165ZM175 114V113H174ZM182 114V113H181ZM187 114V113H186ZM236 114V113H235ZM25 114H23V116H24ZM62 115L64 116V119L65 118H67L66 119V121H65V123L67 124V127H65L64 126V123L62 124L64 127H65V129H64V127L61 125V120L63 119V117H62ZM130 115V114H129ZM128 115V116H129ZM163 115V114H162ZM166 115H168V114H166ZM177 115V114H176ZM245 115V114H244ZM257 115V114H256ZM21 116V115H20ZM77 116H79V115H77ZM127 116V117H128ZM136 116V115H135ZM165 116V115H164ZM164 116H159L160 118L161 117H164ZM186 116V115H185ZM234 117V115H232L231 114V117ZM245 116H247V115H245ZM250 116V115H249ZM25 117H27V116H25ZM80 117V116H79ZM238 117H240L239 115H238ZM18 118V117H17ZM23 118V117H22ZM28 118V117H27ZM28 118V119H29ZM129 118H130V116H129ZM166 118V117H165ZM176 118H178V117H176ZM175 118V119H176ZM180 118H182V116L181 117H179V119ZM187 118V117H186ZM199 118H200V120H201V122L204 124V127L202 128V131H199V133L201 134V137H202V143L204 142V141H207L208 143H211L213 146V150H218V151H221L222 152V150H229V151H231V150H234L235 148H234V146H232V145H228L226 142H228L227 141V138H226V136L228 135V131H229V129H228V131H226V132H224L225 130H224V128L223 127H226L227 126V128L230 126V125H228V124H230L231 122H230V117H229V114H228V112L227 111H222V112H220V111H215L214 109H206V110H204L203 112H202V114L199 116ZM259 118V117H258ZM131 119H132V121L134 120V118H132L131 117ZM241 119V118H240ZM239 119V120H240ZM27 120V119H26ZM127 118H126V122H127ZM136 120V119H135ZM135 120L133 121V123L135 122ZM149 120H147V122L149 121ZM156 120V119H155ZM159 120V119H158ZM181 120V119H180ZM193 120V119H192ZM221 120V122L223 123V124H225V125H222L221 124V126H218L217 125V127L219 128V129H217V130H213V129H210V125L209 124H212V123H215L216 121H220ZM234 120V119H233ZM244 120H245V122H246V119L244 118ZM244 120H242V121H244ZM13 121V120H12ZM22 121V120H21ZM140 121V120H139ZM138 120H137V122L136 123H138L139 122ZM140 121V122H141ZM154 121V120H153ZM171 121H172V119H171ZM63 122V121H62ZM78 122H79V119H78ZM129 122V121H128ZM139 122V124H141ZM145 122V121H144ZM143 122V123H144ZM155 122V121H154ZM158 122V121H157ZM160 122V121H159ZM175 122H176V120H175ZM18 123V122H17ZM24 123V122H23ZM22 123V124H23ZM27 123H29V122H27ZM77 123V122H76ZM142 123V124H143ZM151 123H153V122H151ZM252 123V122H251ZM10 124V123H9ZM30 124V123H29ZM33 124V123H32ZM35 124H36V122H35ZM80 124V123H79ZM81 124H82V122H81ZM80 124V125H81ZM148 125V123H144V125ZM150 124V123H149ZM157 124V123H156ZM160 124V123H159ZM12 125V124H11ZM80 125H79V129L81 128L80 127ZM125 125V124H124ZM124 125H122V127L124 126ZM143 125V126H144ZM153 126L155 125V124H152ZM176 125H178V123L176 124ZM1 126V125H0ZM10 126V125H9ZM35 126V125H34ZM33 125H32V127L35 129V127H34ZM70 126V127H69ZM73 126H78V125H73ZM72 126V127H73ZM127 126H129V125H127ZM136 126H141V125H136ZM143 126H142V129H143ZM151 126V124L149 125V127ZM164 126V125H163ZM191 126V125H190ZM193 126V125H192ZM196 126V125H195ZM6 127V126H5ZM18 127V126H17ZM25 127V126H24ZM75 127H73L74 129H75ZM125 127H126V125H125ZM124 127V128H125ZM133 127H134V124H133ZM152 127V126H151ZM151 127L150 128H148V130L149 129H151ZM211 127H212V125H211ZM213 127H215V126H213ZM220 127H221V129H220ZM238 127H240V126H238ZM251 127V126H250ZM258 127V126H257ZM260 127V126H259ZM258 127V128H259ZM1 128V127H0ZM11 128H12V126H11ZM32 128V130H34ZM77 128V127H76ZM120 128H121V126H120ZM123 128V129H124ZM153 128V127H152ZM156 128V127H155ZM168 128V127H167ZM195 128V127H194ZM216 128V127H215ZM235 128V127H234ZM256 128V127H255ZM14 129V128H13ZM17 129H19V128H17ZM22 129V128H21ZM39 129H41L40 127H39ZM45 129V130H46ZM63 129L65 130V132L63 131ZM78 129V128H77ZM78 129V130H79ZM82 129H81V132H82ZM126 129H129L128 127H126ZM135 129H137V127L136 128H134L133 130H135ZM142 129H137V130H139V132L141 133V131H142ZM232 130H233V127L231 128ZM242 128H240V130H241ZM245 129V128H244ZM249 128H247V126H246V134H245V136L247 135L248 136V134H250V136H251V132L252 131H250V130H248ZM260 129V128H259ZM259 129H256L257 131H259L260 132V130ZM28 130V129H27ZM27 130H24V132L26 133V134H29L30 135V133H32L31 131L30 132H28ZM36 130V129H35ZM42 130L43 129H41V132H42ZM45 130H44V132H45ZM110 130V131H109ZM136 130V132L138 133V131ZM141 130V131H140ZM144 130H146L147 131V129H145V127H144ZM143 130V131H144ZM151 130H153V129H151ZM178 130V129H177ZM185 130H186V128H185ZM262 130V129H261ZM22 131V130H21ZM20 131V132H21ZM105 131H109L108 133L107 132H105ZM125 130H123V132H124ZM142 131V132H143ZM146 131H145V133H146ZM163 131V130H162ZM187 131V130H186ZM234 131V130H233ZM244 131V130H243ZM244 131V132H245ZM2 132V131H1ZM23 132V133H24ZM41 132H39V133H41ZM64 132V133H63ZM103 132H104V135H107V137L106 136H104V138H107L106 140H105V142H103V143H101V140L102 141H104V139L102 138L101 139V134H103ZM130 132V131H129ZM131 132H135V131H131ZM149 132H150V130H149ZM153 132V131H152ZM151 132V133H152ZM175 132V131H174ZM184 132V131H183ZM191 132V135H192V131H190ZM228 132V133H227ZM241 132V131H240ZM258 132V133H259ZM262 132V131H261ZM12 133V132H11ZM16 133V132H15ZM23 133H22V135H23ZM43 133V132H42ZM106 133V134H105ZM112 133V132H111ZM132 133V134H133ZM136 133V134H137ZM144 133V132H143ZM144 133V134H145ZM147 133H148V131H147ZM160 133V132H159ZM158 133V134H159ZM177 133V132H176ZM242 133V132H241ZM258 133H252V134H258ZM25 134V135H26ZM37 134V133H36ZM45 134V133H44ZM81 134H83V133H80V134H78V136L80 135L81 136ZM110 134V133H109ZM125 135L127 134V136H129L128 135V133H124ZM187 134V133H186ZM193 134H194V131H193ZM261 134H263V132L261 133ZM28 135V136H29ZM42 135V134H41ZM64 135V136H65ZM113 135H115V134H112V135H110V138H112L111 136H113ZM119 135V134H118ZM118 135H117V137H118ZM146 135V134H145ZM165 135V134H164ZM176 135V134H175ZM175 135H174V137H175ZM195 135V134H194ZM197 135H198V133H197ZM11 136V135H10ZM31 136H33V134L31 135ZM44 137L46 136V135H43ZM83 136V135H82ZM81 136V137H82ZM131 136V137H130ZM129 137L130 138H132V135H130ZM138 136V135H137ZM137 136H135L136 138H137ZM231 136V135H230ZM235 136V135H234ZM249 136V137H250ZM260 136H262V135H260ZM18 137V136H17ZM25 137H27V136H25ZM42 137V136H41ZM48 137V136H47ZM103 137V136H102ZM142 137V136H141ZM156 137V136H155ZM157 137H159V136H157ZM156 137V138H157ZM162 136L160 135V138H161ZM172 137V136H171ZM198 137V136H197ZM240 137H241V135H240ZM14 138V137H13ZM16 138V137H15ZM19 138H20V135H19ZM23 138V136L20 138V139H22ZM43 138V137H42ZM129 138V140H131ZM150 138V137H149ZM192 138V137H191ZM191 138H189V139H191ZM198 138H200V136L198 137ZM234 138V137H233ZM242 138V137H241ZM259 138V137H258ZM18 139V138H17ZM25 139V138H24ZM33 139H35V138H33ZM44 139V138H43ZM64 139V138H63ZM139 139V138H138ZM158 139V138H157ZM156 139V140H157ZM171 139V138H170ZM193 139V138H192ZM201 139V138H200ZM226 139V140H225ZM247 139V138H246ZM249 139V138H248ZM247 139V140H248ZM261 140H262V138H260ZM49 140H46L47 142L49 141ZM110 140V139H109ZM124 140H127V139H124ZM144 140H146V139H144ZM148 140V139H147ZM155 140V139H154ZM153 140V141H154ZM159 140V139H158ZM168 140V139H167ZM194 140V139H193ZM197 140V139H196ZM236 140V139H235ZM238 140V139H237ZM244 140V139H243ZM243 140H242V142H243ZM256 140H259V139H257V138H252V141H251V139H250V144H252V145H257V142H256ZM264 140V139H263ZM6 141V140H5ZM20 141H23V139L22 140H19V142ZM29 141V140H28ZM39 141V140H38ZM44 141H45V139H44ZM45 141V142H46ZM81 141V140H80ZM107 141V142H106ZM152 141V140H151ZM160 141V140H159ZM169 141V140H168ZM171 141H173V140H170V143H171ZM201 141V140H200ZM199 141V142H200ZM234 141V140H233ZM233 141H232V143H233ZM240 142H241V139L239 140ZM16 142H18V141H16ZM15 142V143H16ZM30 142V141H29ZM34 142V141H33ZM37 142V141H36ZM44 142V144H46ZM71 142V141H70ZM86 142V143H85ZM126 142V141H125ZM147 142H149V140L147 141ZM146 142V143H147ZM157 142V141H156ZM194 142H197V141H194ZM190 143L189 144V142L188 143H186L185 142V140H184V138H182L181 136H177V137H175V140L170 144V146H167V149H166V151H169V152H171L170 153V159H169V161H168V163H167V165L169 166V164L172 162V165H176L177 164V162H179L178 160H180L177 156H180V155H188V153L190 154V153H194V151L196 152V150L197 149H199L200 148V144H197V143ZM244 142L246 143V141L244 140ZM243 142V143H244ZM260 142V141H259ZM21 143V142H20ZM25 144H23V143H21V144H23V146L24 147H26L25 145H26V142H24ZM35 143V142H34ZM49 143V142H48ZM69 143V142H68ZM80 143H82V142H80ZM101 143V144H100ZM136 143V142H135ZM134 143V144H135ZM139 143H141V142H139ZM151 143V142H150ZM158 143V142H157ZM180 143H182L183 145H184V147L183 146H178V145H180ZM201 143V146H203L204 144H202ZM247 143H248V141H247ZM262 143H263V141H262ZM19 144V143H18ZM28 144V143H27ZM41 144H43V143H41ZM67 144V143H66ZM74 144V143H73ZM148 144V143H147ZM162 144V143H161ZM17 145V144H16ZM20 145V144H19ZM38 145V144H37ZM47 145V146H48ZM71 145H72V143H71ZM82 145V144H81ZM125 145V144H124ZM131 145V144H130ZM156 145H158V144H156ZM243 145V144H242ZM244 145H247V144H244ZM264 145V144H263ZM263 145H262V147H263ZM2 146V145H1ZM15 146V145H14ZM23 146H20V148H19V146H17V148L18 149H21ZM28 146V145H27ZM39 146V145H38ZM41 146V145H40ZM76 146H77V144H76ZM79 146V145H78ZM78 146H77V148L76 147H74V145H72V147H74V148H76V151H77V149H78ZM126 146V145H125ZM138 146H140V145H138ZM145 146H146V144H145ZM155 145H153V147H154ZM161 146V145H160ZM205 147H206V145H204ZM235 146H236V141H235ZM260 145H258L257 146V148L259 147ZM29 147H30V144H29ZM31 147H33V146H31ZM45 147V146H44ZM86 147H87V149H86ZM104 147V148H103ZM114 147V146H113ZM141 147V146H140ZM247 147V146H246ZM246 147H245V149H246ZM28 148V147H27ZM26 148V149H27ZM37 148V147H36ZM36 148H35V150H36ZM40 148V147H39ZM38 148V149H39ZM46 148L47 147H45L44 149L46 150ZM108 148V149H107ZM137 148V147H136ZM165 148H166V146H165ZM204 148V147H203ZM234 148V149H233ZM260 148V147H259ZM258 148V149H259ZM264 148V147H263ZM23 149V148H22ZM38 149H37V151H38ZM78 149V150H79ZM83 149H85V150H87L86 152H84V150ZM141 149H143V147L141 148ZM201 149V148H200ZM205 149V148H204ZM204 149H202V151H204ZM13 150V152H14V150L15 149H12ZM40 150V149H39ZM100 150H99V152H100ZM212 150V151H213ZM7 151V150H6ZM9 151V150H8ZM17 151V150H16ZM20 151H22V150H20ZM19 151V152H20ZM27 151V150H26ZM28 151H29V149H28ZM47 151V153H48V149L46 150ZM72 151V150H71ZM145 152H146V149L144 150ZM209 151V153H211L210 152V150H207V152ZM235 151H236V149H235ZM23 152H24V149H23ZM39 152V151H38ZM96 152L94 153V154H96ZM136 152H137V149H136ZM142 152V151H141ZM214 152V151H213ZM225 152H227V151H225ZM252 152H254V150L252 151ZM255 152H259L258 150L257 151H255ZM261 152V151H260ZM259 152V153H260ZM4 153H8V152H4ZM16 153V152H15ZM20 153H22V152H20ZM19 153V154H20ZM37 153V152H36ZM47 153H45V154H47ZM76 153H78V155H79V152H76ZM204 153H205V151H204ZM233 153H235V152H233ZM247 154H249V152H246ZM263 153V152H262ZM45 155L44 153H42L41 152V155ZM97 154H99L98 152H97ZM101 154V153H100ZM104 154H106V152L104 153ZM108 154V153H107ZM137 154V153H136ZM162 154V153H161ZM166 154V153H165ZM246 154V155H247ZM38 155V154H37ZM40 155V154H39ZM40 155V156H41ZM73 155V154H72ZM77 154H75V156H76ZM78 155H77V160H79L78 158H80V156L78 157ZM102 155V154H101ZM100 155V156H101ZM127 155V154H126ZM221 155V154H220ZM223 155V154H222ZM244 155V154H243ZM252 155V154H251ZM259 156H260V154H258ZM264 155V154H263ZM4 156V155H3ZM25 156V155H24ZM36 156V155H35ZM45 156H47V155H45ZM73 157V158H76V157ZM84 156V157H83ZM85 155H82L81 157L82 158H84V159H82V158H80V160H81V162H79V164H80V167H81V165H82V167H85L87 164L89 165V163H92L91 161L89 162V163H87V164H85L84 163V161L86 162V161H88V160H86L85 159V157H86ZM189 156V155H188ZM187 156V157H188ZM200 156V155H199ZM203 156H204V154H203ZM211 156V155H210ZM248 156V155H247ZM254 156V155H253ZM257 156V155H256ZM255 156V157H256ZM259 156H257V157H259ZM16 157V156H15ZM14 157V158H15ZM70 157H71V154H70ZM102 157V156H101ZM106 157V156H105ZM104 157V158H105ZM129 157V156H128ZM183 157H185V156H183ZM182 157V158H183ZM190 157H191V159H192V156H191V154H190ZM190 157H189V159H190ZM202 156H200V158H201ZM232 157H234L233 155H232ZM254 157V158H255ZM261 157V156H260ZM4 158V157H3ZM7 158L9 159V157H8V155H7ZM20 158V157H19ZM36 158V157H35ZM41 158V157H40ZM46 158V157H45ZM45 158H43L44 160H45ZM96 158H98V157H96ZM100 158V157H99ZM107 158V157H106ZM105 158V159H106ZM161 158H162V156H161ZM193 158H195L194 156H193ZM198 159H199V157H197ZM206 158V157H205ZM208 158V157H207ZM212 158V157H211ZM223 158V157H222ZM5 159V158H4ZM25 159H28V158H25ZM48 159V158H47ZM71 159V158H70ZM89 159V158H88ZM92 159H94V158H92ZM108 160H107V162L109 163V165L108 166H105V168L106 167H109L110 166V158H107ZM126 159H127V156H126ZM187 159V158H186ZM185 159V160H186ZM188 159V160H189ZM209 159V158H208ZM207 159V160H208ZM224 159V158H223ZM223 159H217L216 161H214L213 160V164H216L217 166L216 167H222V165H223ZM228 159H229V157H228ZM234 159H235V157H234ZM236 159H238V157L236 158ZM240 159L241 158H239V163H240ZM246 159H247V157H246ZM14 161H16L15 159H13ZM19 160V159H18ZM39 159H37V161H38ZM72 160V159H71ZM79 160V161H80ZM82 160H84L83 162H82ZM100 160H101V158H100ZM102 160H104L103 158H102ZM125 160V159H124ZM159 160H160V158H159ZM182 160H184V158L182 159ZM187 160V161H188ZM196 160V159H195ZM195 160H192L193 162L192 163H194V161ZM260 160V159H259ZM6 161V160H5ZM24 161H27V160H24ZM36 161V162H37ZM41 161V160H40ZM45 161H47V160H45ZM73 161V160H72ZM72 161H70L71 163H72ZM94 161H95V159H94ZM96 161H98V160H96ZM144 161V160H143ZM156 161H158V159L156 160ZM162 161V160H161ZM186 161V162H187ZM209 161V160H208ZM225 161V160H224ZM227 161V160H226ZM225 161V162H226ZM228 161H231V160H228ZM234 161V160H233ZM236 161V160H235ZM238 161V160H237ZM242 161H245V159H243ZM247 161V160H246ZM261 161V160H260ZM9 162V161H8ZM39 162V161H38ZM75 162H76V160H75ZM78 162V161H77ZM100 161H98V163H99ZM102 162H104V161H102ZM119 162V161H118ZM125 162V161H124ZM128 162V161H127ZM159 162V161H158ZM224 162V163H225ZM261 162H263V161H261ZM3 163V162H2ZM44 163V164H45ZM81 163H83V164H81ZM112 163V162H111ZM129 163V162H128ZM153 163V162H152ZM156 163V162H155ZM155 163H153V165H152V172H151V174L152 173H154V171H156V168L159 166V163H161V162H159V163H157V164H155ZM181 163V162H180ZM188 163H190L191 164V162L189 161ZM195 163H196V161H195ZM200 163H201V161H200ZM228 163V162H227ZM233 162H231V164H232ZM236 163V162H235ZM260 163V162H259ZM8 164L9 163H7V167H8ZM40 164H43L42 162L40 163ZM78 164V163H77ZM84 164H85V166H84ZM96 164H97V162H96ZM96 164L95 165H93V164H91V166L93 165V166H96ZM124 164V163H123ZM184 164V163H183ZM202 164V163H201ZM230 164V165H231ZM243 164V162H241V164L240 165H242ZM48 165H46V166H48ZM73 165V164H72ZM100 165V164H99ZM98 165V166H99ZM105 165H107V164H105ZM131 165V164H130ZM142 165V164H141ZM162 165H163V163H162ZM162 165H161V167L160 168H162ZM185 165V164H184ZM184 165H183V167H184ZM219 165V166H218ZM225 165H226V163H225ZM237 165H239V164H237ZM237 165H233L232 167H226L225 166V169H220V168H218L217 170H214V172L213 173H211L210 175H208V177H210V178H212V179H214V181L215 182H217L219 185L222 183L221 181H223V180H225L224 178H225V175H224V173H226V172H228L230 169H232V170H230V171H234L233 169H236L237 167ZM246 165V164H245ZM244 164H243V167H246ZM18 166V165H17ZM22 166V165H21ZM20 166V167H21ZM24 166V165H23ZM41 166V165H40ZM48 166V167H49ZM54 166H53V169H56V168H54ZM79 166V165H78ZM90 166V165H89ZM112 166V165H111ZM127 166H128V164H127ZM143 166V165H142ZM180 166H181V164H180ZM188 166H189V164H188ZM197 166V165H196ZM199 166V165H198ZM214 167H215V165H213ZM253 166V165H252ZM14 167V166H13ZM26 167V169L29 167H27V165L25 166ZM36 167V166H35ZM42 167V166H41ZM40 167V168H41ZM45 167V166H44ZM80 167H79V169H80ZM101 167H103L104 168V166H101ZM174 167V166H173ZM172 167V168H173ZM178 167V166H177ZM177 167H175V168H177ZM208 167V166H207ZM215 167V168H216ZM240 167V166H239ZM242 167V166H241ZM243 167L242 168H240V171H242V169H243ZM22 168V167H21ZM21 168H19V166L16 168L17 169V171H16V177L18 176V177H22L23 176V170L21 169ZM43 168V167H42ZM41 168V170H42V172H43V170L44 169H42ZM46 168V167H45ZM90 169H87L88 170V175H89V171L91 170V167H89ZM93 169H96V167L94 168V167H92ZM99 167H97V171L100 169L101 170V168H99ZM131 167H129V169H130ZM159 168V169H160ZM172 168H171V170H172ZM179 168V167H178ZM213 168V167H212ZM222 168H224V167H222ZM2 169V168H1ZM10 169V168H9ZM12 169V168H11ZM25 169V170H26ZM47 169V168H46ZM52 169V168H51ZM74 169V168H73ZM72 169V170H73ZM83 169V168H82ZM85 169V168H84ZM85 169V170H86ZM125 169V168H124ZM126 169H127V167H126ZM166 169H167V166H166ZM191 169V168H190ZM195 169V167H193V173H197V171H195L194 170ZM199 169V168H198ZM208 169H209V167H208ZM239 169V168H238ZM238 169H236V170H238ZM24 170V171H25ZM33 170V169H32ZM38 170H39V168H38ZM40 170V171H41ZM49 170V169H48ZM72 170H70L71 171V173H72ZM76 170V169H75ZM84 170V171H85ZM99 170V171H100ZM104 171H105V169H103ZM107 170V169H106ZM117 170V169H116ZM150 170V171H151ZM161 170V169H160ZM159 170V171H160ZM173 170H174V168H173ZM181 170V169H180ZM6 171V170H5ZM28 172H29V169L27 170ZM35 171H37L36 169H35ZM58 170L56 169V172H57ZM77 171V170H76ZM168 171H169V169H168ZM175 171V173H177L176 172V170H174ZM174 171H173V173H174ZM188 171V170H187ZM191 171V170H190ZM195 171V172H194ZM229 171V172H230ZM239 171V170H238ZM246 171V174H245V176L244 177H247L246 179H248V178H250L251 180L252 179H260L261 177H262V175L264 174V163H260V164H258V165H255L253 168H249L248 170H245ZM1 172H2V170H1ZM46 172H47V174L49 173V171H47L46 170ZM55 172V173H56ZM96 171H94L93 173H95ZM103 171L101 170V173H102ZM156 172H158V171H156ZM163 172H167V171H163ZM172 172V171H171ZM171 172L169 171V173L171 174ZM181 172H182V170H181ZM180 172V173H181ZM237 172V171H236ZM3 173V172H2ZM27 172H25V174H26ZM31 173H32V171H31ZM33 173H35V172H33ZM59 173L61 174L62 172H60L59 171ZM64 173V172H63ZM62 173V174H63ZM90 173H92V170H91V172ZM92 173V175H94V177H97V175H95V174H93ZM99 174H100V172H98ZM97 173V174H98ZM125 173H127L126 171H125ZM162 173V172H161ZM168 173V174H169ZM175 173L174 174H172L173 175V177H176L175 176ZM179 173V174H180ZM183 173H185L184 172V170H183V172H182V174ZM187 173V172H186ZM185 173V174H186ZM199 173V175L198 176H200V171L198 172ZM238 173V172H237ZM241 173V172H240ZM43 174H44V172H43ZM46 174V175H47ZM57 174V173H56ZM67 174V173H66ZM65 174V175H66ZM85 174L87 175V173H86V171H85ZM85 174L83 173V175L85 176ZM98 174V175H99ZM116 174V173H115ZM155 174V173H154ZM181 174V175H182ZM189 174L191 175V172H189ZM202 174V173H201ZM228 174H230V175H232L233 173H227V175ZM234 174H236L235 172H234ZM239 174V173H238ZM238 174H236V175H238ZM2 175V174H1ZM0 175V176H1ZM12 175H13V172H12ZM12 175H11V173H10V171L8 170V171H6V172H4L3 173V175L1 176V178H0V191H1V194H2V196L4 197V192L10 187V183L12 184ZM32 175V174H31ZM30 175V176H31ZM34 175V174H33ZM33 175H32V177H33ZM52 175V174H51ZM71 175V174H70ZM80 175V174H79ZM88 175H87V177H88ZM92 175H89V176H92ZM100 175H102V174H100ZM104 175V174H103ZM128 175V174H127ZM188 175V174H187ZM186 175V176H187ZM240 175V174H239ZM239 175L238 176H236L237 178H239ZM26 176V175H25ZM35 176V175H34ZM58 176H60V175H58ZM125 176H126V174H125ZM131 176V175H130ZM164 176H165V174H164ZM163 176V174L161 175V177L163 178L164 177ZM166 176H167V174H166ZM169 176V175H168ZM179 176V175H178ZM184 177H185V175H183ZM202 176V175H201ZM229 176V175H228ZM233 176V175H232ZM232 176H231V179L233 180L235 177L233 176V178H232ZM241 176V175H240ZM15 177V176H14ZM27 177V176H26ZM52 177V176H51ZM50 177V178H51ZM93 176L91 177V180H92V178H94ZM121 177V176H120ZM122 177H123V175H122ZM155 177V176H154ZM160 177V176H159ZM182 177V176H181ZM187 177H189V175L187 176ZM187 177L186 178H184L185 180L187 179ZM207 177V176H206ZM22 178H24V177H22ZM49 178V179H50ZM90 178V177H89ZM89 178H87V179H89ZM98 178V177H97ZM96 178V179H97ZM100 178V177H99ZM98 178V179H99ZM101 178H102V176H101ZM118 179H119V177H117ZM166 179H167V177H165ZM171 178H172V176H171ZM171 178H169L168 177V179H171ZM177 178V177H176ZM178 178H180V176L178 177ZM190 178H193L194 179V177H190ZM199 178V177H198ZM229 178V177H228ZM227 178V179H228ZM242 178V177H241ZM241 178H239V179H241ZM17 179V178H16ZM26 179V178H25ZM24 179V180H25ZM30 179V177L27 179L28 181H30L29 180ZM33 179H35L34 177H33ZM32 178H31V180H33ZM44 179V178H43ZM52 179V178H51ZM50 179V180H51ZM53 179H55V178H53ZM81 179V178H80ZM98 179H97V181H95L96 183H97V186H98V183H99V181H98ZM109 179V178H108ZM124 179V178H123ZM126 179V178H125ZM124 179V180H125ZM129 179V178H128ZM157 179V178H156ZM164 179V178H163ZM166 179H165V181H166ZM173 179V178H172ZM181 179V178H180ZM192 179V180H193ZM205 179H207V178H205ZM245 179V180H246ZM14 178H13V184H15L14 183ZM26 180V181H27ZM56 180V179H55ZM58 180V179H57ZM56 180V181H57ZM90 180V179H89ZM102 180V179H101ZM119 180H121L122 181V178L121 179H119ZM119 180H115L116 182H118ZM123 180V181H124ZM143 180V179H142ZM145 180V179H144ZM148 180H150V179H148ZM174 180V179H173ZM182 180V179H181ZM184 180V181H185ZM191 180V179H190ZM190 181V182H187L188 180H186L185 182H187L188 184H190L191 186H193V185H195L194 183V181ZM200 179H198V181H199ZM209 180V179H208ZM255 180H253V181H255ZM48 181V180H47ZM55 181V182H56ZM87 181V180H86ZM94 181V180H93ZM110 181H112L111 179H110ZM110 181H108L109 183H110ZM122 181V182H123ZM128 181V180H127ZM146 181V180H145ZM169 181V180H168ZM180 181V180H179ZM183 181V182H184ZM210 181H211V179H210ZM213 181V180H212ZM211 181V182H212ZM235 181V180H234ZM247 181V180H246ZM253 181H251V184H252V182ZM25 182V181H24ZM40 182V181H39ZM59 182H61V181H59ZM91 182V181H90ZM89 182V183H90ZM95 182H93V184L95 183ZM139 182H141L140 180H139ZM149 182V181H148ZM147 182V183H148ZM153 182V181H152ZM151 182V183H152ZM160 182H162V179H161V181ZM164 182V181H163ZM162 182V184H161V186L162 185H164L165 184V182L163 183ZM177 182V181H176ZM182 182V181H181ZM214 182V183H215ZM225 182V181H224ZM228 182V181H227ZM242 181H240V183H241ZM257 183L256 184H258L259 183V187L260 186H264V180L263 181H260V182H258V180L256 181ZM30 183V182H29ZM35 183V182H34ZM118 183H120L121 184V182H118ZM118 183H116V184H118ZM124 183V182H123ZM122 183V184H123ZM126 183V182H125ZM124 183V185H122V186H125L126 184ZM150 183V182H149ZM172 183V182H171ZM210 183V182H209ZM213 183V184H214ZM234 183V182H233ZM235 183H237V181H235ZM235 183H234V185H235ZM242 183H244V182H242ZM249 183H250V181H249ZM60 184V183H59ZM84 184V183H83ZM91 185H92V182L90 183ZM108 184V183H107ZM112 184H115V183H112ZM111 184V185H112ZM115 184V185H116ZM119 184V186L117 185V187H113V189H115L116 188V190H118L117 188L118 187H120L121 185ZM157 184V183H156ZM155 184V185H156ZM166 184H167V182H166ZM176 184V183H175ZM187 184V185H188ZM216 184V183H215ZM245 184H246V182H245ZM46 185V184H45ZM54 185V184H53ZM66 185V184H65ZM95 185V184H94ZM93 185V187H95ZM114 185V186H115ZM160 184H158V186H159ZM167 185H170V184H167ZM166 185V187H168ZM174 185V184H173ZM179 185H181V183H179ZM187 185H185V186H187ZM197 185V184H196ZM195 185V186H196ZM200 185V183L198 184V186ZM224 185H225V183H224ZM228 185V184H227ZM13 187L15 186V185H12ZM39 186V185H38ZM84 186V185H83ZM83 186H81V187H79V188H77V187H75L77 190L78 189H80V188H83ZM87 186H90V185H87ZM107 186H110L109 184L107 185ZM106 186V187H107ZM134 186V185H133ZM150 186H152L153 188H154V186L153 185H150ZM171 186V185H170ZM168 187V189H167V191L168 190H170L169 188H173L174 186H171V187ZM176 187H177V185H175ZM189 186V185H188ZM194 186V187H195ZM198 186H196V187H198ZM211 186V185H210ZM216 186V185H215ZM237 186V185H236ZM238 186H240V185H238ZM242 186V185H241ZM246 186V185H245ZM244 186V187H245ZM248 186V185H247ZM26 187V186H25ZM33 187V186H32ZM86 187V186H85ZM92 187V186H91ZM91 187H89V189L91 188ZM99 187V186H98ZM100 187H102V185H100ZM112 187V186H111ZM225 187V186H224ZM248 187H250V186H248ZM252 187V188H251ZM250 187V189H254L256 186H255V184L253 183V185ZM48 188V187H47ZM74 188V189H75ZM126 188V187H125ZM143 188V187H142ZM159 189L161 188V187H158ZM171 188V189H172ZM182 188H183V186H182ZM193 188V187H192ZM31 189V188H30ZM41 189V188H40ZM87 189V188H86ZM85 189V192L88 190H86ZM92 189V188H91ZM90 189V190H91ZM96 189V188H95ZM95 189H93V191L91 192L90 190V192L91 193H93L94 194V192H95ZM97 189H99V188H97ZM100 189H103V188H100ZM112 189V188H111ZM112 189V190H113ZM124 189V188H123ZM122 188H121V190H123ZM133 189V188H132ZM132 189H130V190H132ZM139 189V188H138ZM145 189V188H144ZM162 189H165L164 187L162 188ZM162 189H161V192H162ZM186 189V188H185ZM191 188H189V190H190ZM205 189V188H204ZM232 189V188H231ZM230 189V190H231ZM264 189V188H263ZM262 189V190H263ZM9 190V189H8ZM25 190V189H24ZM50 190V189H49ZM70 190V189H69ZM104 190V189H103ZM102 190V191H103ZM108 190V189H107ZM106 190V191H107ZM130 190H128V191H130ZM135 190V188L133 189V191ZM137 190V189H136ZM135 190V191H136ZM153 189H151V191H152ZM157 190V189H156ZM174 190V189H173ZM177 190H179V193H180V189H178V187H177ZM182 190V189H181ZM192 190V189H191ZM218 190V189H217ZM245 190V189H244ZM257 190H259V189H257ZM66 191V190H65ZM68 191V190H67ZM115 191V190H114ZM114 191H107V194H108V192H109V194H110V192L112 193H118V192H114ZM119 191V190H118ZM126 191V190H125ZM128 191H126L129 195H130V193L128 192ZM146 191V190H145ZM144 191V192H145ZM153 191H155V189L153 190ZM187 191V190H186ZM237 191V190H236ZM250 191V190H249ZM260 191H261V188H260ZM264 191V190H263ZM10 192V191H9ZM23 192V191H22ZM49 192H51V191H49ZM74 192V191H73ZM84 192V190L81 192V193H83ZM84 192V193H85ZM89 192V193H90ZM96 192H97V190H96ZM99 192V191H98ZM131 192V191H130ZM144 192H142V193H144ZM170 192H172L171 190H170ZM195 193L196 191H192V193ZM8 193V192H7ZM27 193V192H26ZM53 193H54V191H53ZM88 192L86 193V194H89ZM102 193V192H101ZM101 193H100V195H101ZM112 193V195H114ZM122 193V192H121ZM127 193H125V194H127ZM133 193V192H132ZM131 193V194H132ZM149 193V192H148ZM152 193V192H151ZM160 193V192H159ZM176 193H177V191H176ZM178 193V194H179ZM188 193V192H187ZM232 193V192H231ZM247 193V192H246ZM251 193H253V192H251ZM28 194V193H27ZM44 194V193H43ZM56 194V193H55ZM72 194V193H71ZM85 194V195H86ZM103 194H104V192H103ZM123 194H124V191H123ZM122 195V196H127V195ZM153 195L151 196V197H153V196H155V194L154 193H152ZM167 194H168V192H167ZM170 194V193H169ZM172 194V193H171ZM170 194V195H171ZM177 194V195H178ZM189 194H190V191H189ZM48 195V194H47ZM47 195H46V197H47ZM51 195H53V194H51ZM74 195V194H73ZM72 195V196H73ZM77 195H80V194H77ZM76 195V196H77ZM82 195V194H81ZM84 195V196H85ZM96 195V194H95ZM97 195H98V193H97ZM112 195H110V196H112ZM115 195H117V194H115ZM128 195V196H129ZM145 195H147V194H145ZM159 195H162V194H159ZM169 195V196H170ZM173 195V194H172ZM175 195V194H174ZM173 195V196H174ZM183 194H182V192H181V195H179V196H182ZM195 195V194H194ZM194 195H193V197H194ZM215 195V194H214ZM27 196V195H26ZM38 196V195H37ZM88 196V195H87ZM86 196V197H87ZM91 196V195H90ZM119 195H117V197H118ZM131 196V195H130ZM142 196V195H141ZM167 196V195H166ZM168 196V197H169ZM184 196H185V191H184ZM17 197V196H16ZM36 197V196H35ZM41 197V196H40ZM45 197V198H46ZM55 197V196H54ZM53 197V198H54ZM75 197V196H74ZM73 197V198H74ZM81 197V196H80ZM94 197V196H93ZM100 197V196H99ZM102 197V196H101ZM104 197H105V195H104ZM106 197H108L109 198V195L108 196H106ZM113 197V196H112ZM116 197V198H117ZM124 197H122V199L124 198ZM143 197V196H142ZM146 196H144V198H145ZM162 197V196H161ZM161 197H159L158 196V198H161ZM167 197V198H168ZM175 197H176V195H175ZM174 197V198H175ZM183 197V196H182ZM196 198H197V196H195ZM203 197V196H202ZM5 198V197H4ZM49 198H50V196H49ZM52 198V197H51ZM52 198V199H53ZM79 198V197H78ZM88 198V197H87ZM130 198H132V197H130ZM129 198V199H130ZM143 198V199H144ZM165 198V197H164ZM171 198V197H170ZM173 198V197H172ZM184 198V197H183ZM191 198V197H190ZM9 199H10V197H9ZM92 199V198H91ZM106 199V198H105ZM104 199V200H105ZM128 199V198H127ZM126 199V200H127ZM128 199V200H129ZM140 199V198H139ZM142 198H141V200H140V202H142V200H143ZM147 198H145L143 201H145ZM1 200V199H0ZM6 200H7V198H6ZM12 200V199H11ZM53 200H55V199H53ZM72 200H75V199H72ZM72 200H71V202H72ZM94 200V199H93ZM99 200H101L100 198H99ZM109 200V199H108ZM161 200V199H160ZM159 200V201H160ZM169 200V199H168ZM5 201V200H4ZM17 201V200H16ZM48 201V200H47ZM80 201V200H79ZM82 201H84V200H82ZM97 201V200H96ZM101 201H103V198H102V200ZM106 201V200H105ZM105 201H103L104 203H105ZM113 201H115V200H113ZM122 201V200H121ZM154 201H156V200H154ZM163 201H164V199H163ZM8 202V201H7ZM20 202V201H19ZM24 202V201H23ZM38 202H39V200H38ZM116 202V201H115ZM120 202V201H119ZM124 202V201H123ZM140 202L138 201V203L140 204ZM148 202V201H147ZM158 202V201H157ZM161 202V201H160ZM178 202V201H177ZM180 202V201H179ZM178 202V203H179ZM18 203V202H17ZM63 203V202H62ZM74 203L75 202H73V203H71V205L73 204L74 205ZM76 203H77V201H76ZM80 203V202H79ZM82 203V202H81ZM86 203V202H85ZM103 203V204H104ZM106 203H108V202H106ZM117 203H118V201H117ZM137 203V204H138ZM144 203V202H143ZM143 203H141L142 205H144ZM165 203V205H169V208H170V203H167L166 201L164 202ZM175 203V202H174ZM9 204V203H8ZM50 204H52V203H50ZM102 204V203H101ZM101 204L99 203V205L101 206ZM151 204V203H150ZM175 204H177V203H175ZM242 204V203H241ZM24 205V204H23ZM53 205V204H52ZM72 205V207H74ZM76 205V204H75ZM110 205H111V203H110ZM113 205V204H112ZM167 205V206H168ZM5 207L7 206V205H4ZM38 206V205H37ZM97 206V205H96ZM99 206V207H100ZM103 206V205H102ZM102 206L100 207V209L102 208ZM105 206H106V204H105ZM136 206V205H135ZM11 207V206H10ZM19 207H21V206H19ZM56 207V206H55ZM128 207V206H127ZM139 207H141V205H139ZM2 208H4V207H2ZM7 208V207H6ZM14 208V207H13ZM84 208V207H83ZM104 208V207H103ZM135 208H138L137 206L135 207ZM7 209H9V208H7ZM12 209V208H11ZM57 209V208H56ZM105 209V208H104ZM107 209V208H106ZM139 209V208H138ZM141 209V208H140ZM140 209H139V211H140ZM4 210V209H3ZM6 210V209H5ZM4 210V211H5ZM10 210V209H9ZM22 210V209H21ZM26 210V209H25ZM53 210V209H52ZM70 210V209H69ZM68 210V211H69ZM84 210V209H83ZM110 210V209H109ZM136 211H138L137 209H135ZM168 210V209H167ZM13 211V210H12ZM11 211V212H12ZM15 211V210H14ZM13 211V212H14ZM57 211V210H56ZM55 211V212H56ZM59 211V210H58ZM138 211V212H139ZM142 211V210H141ZM7 212H8V210H7ZM159 212V211H158ZM2 213V212H1ZM21 213V212H20ZM49 213V212H48ZM103 213V212H102ZM126 213V212H125ZM132 213H134V211L132 212ZM131 213V214H132ZM11 214V213H10ZM22 214V213H21ZM25 214H27V213H25ZM32 214V213H31ZM37 214V213H36ZM135 214H137V213H135ZM0 215H2L3 216V214H0ZM12 215V214H11ZM10 215V216H11ZM30 215V214H29ZM165 215V214H164ZM6 216H9V215H5V217ZM22 216V215H21ZM57 216V215H56ZM102 216V215H101ZM130 217V216H129ZM204 217V216H203ZM236 217V216H235ZM50 218V217H49ZM56 218V217H55ZM131 218V217H130ZM52 219V218H51ZM73 219V218H72ZM76 219V218H75ZM132 219V218H131ZM33 220V219H32ZM53 220V219H52ZM56 220V219H55ZM54 220V221H55ZM30 221V220H29ZM38 221V220H37ZM47 221V220H46ZM64 221V220H63ZM49 222V221H48ZM50 222H52L51 220H50ZM50 222H49V224H50ZM56 222V221H55ZM57 223V222H56ZM71 223V222H70ZM170 223V222H169ZM175 223V222H174ZM47 224V223H46ZM40 225V224H39ZM53 225V224H52ZM21 226V225H20ZM61 226V228H62V225H60ZM60 226H59V228H60ZM26 227H27V225H26ZM39 227V229H40V226H38ZM46 227V226H45ZM50 227V226H49ZM2 228V227H1ZM1 228H0V230H1ZM4 228V227H3ZM9 228V227H8ZM119 228V227H118ZM259 228V227H258ZM5 229V228H4ZM51 228H49V230H50ZM17 230V229H16ZM45 230V229H44ZM52 230V229H51ZM68 230V229H67ZM108 230V229H107ZM9 232V231H8ZM22 232H24V231H22ZM61 232H62V230H61ZM60 232V233H61ZM2 233V232H1ZM28 233V232H27ZM31 233V232H30ZM37 233V232H36ZM48 233V232H47ZM4 234V233H3ZM42 234V233H41ZM17 235V234H16ZM30 235V234H29ZM57 235H59V233L57 234ZM65 234H63V236H64ZM1 236V235H0ZM31 236V235H30ZM28 237V236H27ZM26 237V238H27ZM37 237V236H36ZM35 237V238H36ZM107 237H108V235H107ZM151 237V236H150ZM13 238V237H12ZM32 238V237H31ZM55 238V237H54ZM218 238V237H217ZM24 239V238H23ZM64 239V238H63ZM12 240V239H11ZM34 240V239H33ZM42 240V239H41ZM10 242V241H9ZM13 241H11V243H12ZM23 242V241H22ZM31 242V241H30ZM46 242V241H45ZM105 242V241H104ZM109 242V241H108ZM2 243V242H1ZM1 243H0V245H1ZM28 243V242H27ZM32 243V242H31ZM42 243V242H41ZM50 243H52V242H50ZM59 244V243H58ZM244 244V243H243ZM6 245V244H5ZM4 245V246H5ZM83 245V244H82ZM30 246V245H29ZM57 246V245H56ZM75 246V245H74ZM7 247V246H6ZM9 247V246H8ZM37 247H39V246H37ZM46 247H48V246H46ZM85 247V246H84ZM27 248H29V247H27ZM35 248V247H34ZM152 248V247H151ZM174 248V247H173ZM247 248V247H246ZM22 249V248H21ZM38 249V248H37ZM59 249V248H58ZM91 249V248H90ZM18 250V249H17ZM34 251V250H33ZM39 251V250H38ZM177 251V249H174V252H176ZM59 252V251H58ZM84 252H86V251H84ZM119 252V251H118ZM180 252V251H179ZM22 253V252H21ZM57 253V252H56ZM24 254V253H23ZM3 255V254H2ZM32 255V254H31ZM53 255V254H52ZM61 255V254H60ZM18 256V255H17ZM42 256V255H41ZM56 257V256H55ZM86 257V256H85ZM220 257V256H219ZM3 258V257H2ZM12 258V257H11ZM65 258V257H64ZM5 259V258H4ZM44 259V258H43ZM42 259V260H43ZM0 260H1V258H0ZM182 260V259H181ZM206 260V259H205ZM20 261V260H19ZM18 261V262H19ZM100 261V260H99ZM1 262V261H0ZM3 262H4V260H3ZM22 262V261H21ZM27 262H28V260H27ZM170 262V261H169ZM43 263V262H42ZM55 263V262H54ZM61 263V262H60ZM5 264V263H4ZM56 264V263H55Z\"/></svg>",
    "mask_w": 264,
    "mask_h": 264
}]
</instances>
